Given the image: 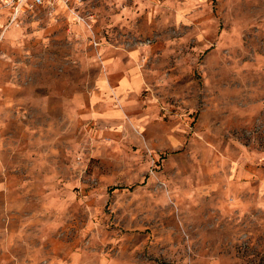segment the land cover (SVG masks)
I'll list each match as a JSON object with an SVG mask.
<instances>
[{"label":"rangeland","instance_id":"obj_1","mask_svg":"<svg viewBox=\"0 0 264 264\" xmlns=\"http://www.w3.org/2000/svg\"><path fill=\"white\" fill-rule=\"evenodd\" d=\"M0 264H264V0L0 2Z\"/></svg>","mask_w":264,"mask_h":264},{"label":"built area","instance_id":"obj_2","mask_svg":"<svg viewBox=\"0 0 264 264\" xmlns=\"http://www.w3.org/2000/svg\"><path fill=\"white\" fill-rule=\"evenodd\" d=\"M16 0H0L3 4H13ZM22 6L23 4L27 5H33V6H41V5H47V6H52V5H57L59 3L68 5L74 0H17Z\"/></svg>","mask_w":264,"mask_h":264}]
</instances>
